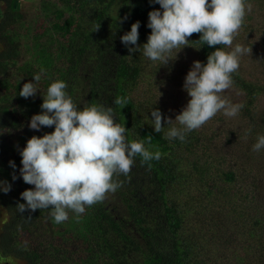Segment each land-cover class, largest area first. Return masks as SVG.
<instances>
[{"label":"trees","instance_id":"16d2710c","mask_svg":"<svg viewBox=\"0 0 264 264\" xmlns=\"http://www.w3.org/2000/svg\"><path fill=\"white\" fill-rule=\"evenodd\" d=\"M159 7L149 0H0V180L11 184L10 191L0 192V264H264V196L255 205L256 191L241 183V170L255 175L254 168H263L257 161L264 163V150L254 152L252 145L257 134H264V103L255 104L264 96V70L254 81L244 78L240 68L233 73L232 87L243 100H231L243 108L236 124L233 117L217 116L225 124L233 122L220 134L227 145L232 142L229 150L213 152L215 136L203 132L205 126L187 133L184 141L165 139L172 125L156 133L147 119L152 108L160 109L162 126L164 116L172 118L154 99L160 82L142 88L149 77H160L154 66L158 61L129 53L120 40L139 20L142 48L151 32L148 13ZM250 18L245 16L243 27ZM200 35L188 39L206 63L219 46H202ZM149 66L154 71L148 72ZM41 67L46 70L38 84L42 94L62 79L79 107L112 106L128 141L143 140L149 151L160 153L149 161L138 154L127 176L114 177L122 185L116 191L119 203L103 200L79 216L70 211L61 224L54 223L49 210L22 214L16 206L24 203L20 193L33 187L19 176L20 149L32 135L54 130L28 127L31 116L41 111L40 91L27 99L19 95ZM83 79L90 85L86 97Z\"/></svg>","mask_w":264,"mask_h":264},{"label":"clouds","instance_id":"9594fccd","mask_svg":"<svg viewBox=\"0 0 264 264\" xmlns=\"http://www.w3.org/2000/svg\"><path fill=\"white\" fill-rule=\"evenodd\" d=\"M149 3L160 7L148 13L146 26L151 32L142 48L137 43L139 20L120 37L129 53L142 52L161 66L174 60L184 46H192L188 37L193 33L201 34L202 46L205 43L209 47L219 46L208 54L206 63L193 61L182 85L190 99L174 120L164 116L162 126L160 109H151V119L148 116L147 119L153 131L160 133L165 125H172L164 132L165 139L184 141L187 133L199 129L217 113L237 116L243 104L232 102L223 93L232 87L233 73L239 69L242 56L251 53V48L245 45L233 46L245 16L252 10L249 0H149ZM173 50L175 57L171 55ZM45 71L41 67L32 76L33 81L23 83L19 95L25 99L34 97L40 91L38 84ZM67 87L66 81L56 79L45 93L40 91L41 111L31 116L28 127L39 131L54 126V130L32 135L19 151L22 165L19 176L33 187L20 193L24 203L18 202L17 210L22 214L49 210L56 224L68 220L70 211L79 216L86 207L103 201L108 193H115L122 185L114 177L127 176L138 154L144 161L160 158V153L149 151L143 140H127V128L115 121L112 106L93 103L79 107ZM262 150L264 134H257L252 151ZM8 163L16 169L13 160ZM16 179L14 171L12 180ZM10 189V183L0 180V192L7 193Z\"/></svg>","mask_w":264,"mask_h":264},{"label":"rangeland","instance_id":"374dc122","mask_svg":"<svg viewBox=\"0 0 264 264\" xmlns=\"http://www.w3.org/2000/svg\"><path fill=\"white\" fill-rule=\"evenodd\" d=\"M21 1V0H19ZM27 3L26 6L23 8L27 10ZM252 10L247 13L251 16L250 19L246 20V26L238 30V33L235 35L233 40V46L235 44L239 43L242 45L247 46L248 48H251V53L246 54L242 56L240 60V69H241V75L246 78L247 80L254 81V79H261L262 75L261 72L264 70V67L261 66L264 64V3L260 4L258 2H255L251 4ZM30 16V15H29ZM243 27V28H242ZM22 51H26L24 48ZM27 56L25 59H27ZM176 50H173L171 55L175 57ZM194 60H200L199 54L193 48L192 46H184L178 53L174 60H169L167 64L161 65L160 62L157 64H154L156 72L159 73L160 77H157L156 75L149 77L150 81L145 82L143 85V91L146 90L144 87L147 85V83H154L156 79L160 82L161 92L158 93L154 99H156L157 103L162 104L163 109H168L171 119H175V116L181 111V109L187 104L188 97L187 92L183 89L182 85L184 83V78L189 71L192 63ZM85 69H82L81 71H84ZM146 70L150 72L151 70L154 71V68L147 67ZM86 72V71H85ZM80 86L83 87L84 94H89V81L83 79L81 81ZM109 92V90L107 91ZM223 95H226L230 99L234 100H243V95L234 87H231L230 89L226 90ZM83 102V101H82ZM85 103V101H84ZM264 103V96H260L258 100L255 102L256 108ZM85 105V104H84ZM83 107V105H81ZM33 112L36 113L35 109H33ZM219 114L217 113L212 119L207 121L203 126H205L202 130L203 132H208V136L211 134H214L213 140V146L217 147L213 150V152H217L218 150H229L231 148V143L228 145L225 142V138H222L220 134H223V131H221V128L226 129V126L229 124H232L233 122H236V117H233L232 121H226V124L224 121L217 118ZM232 118V117H229ZM175 122V121H173ZM225 124V126H224ZM202 127V126H201ZM210 146V145H209ZM235 148V146H232ZM218 155V153H217ZM259 166H263V168H260V171L256 168L252 172H255V175L253 174H247L241 170V183L243 187L246 190H255L257 195L256 200L253 201V203L257 206L259 203H262V196H264V163H259V160L257 161ZM241 167L239 164L237 166V170ZM115 193H108L104 199L106 203L114 205L115 203H119V200ZM261 198L259 199V197ZM252 205V203H251ZM253 206V205H252ZM248 210L252 211L254 210L250 205L248 207ZM261 215V214H260ZM258 217V215L256 214ZM263 216V215H262ZM249 219V217H247ZM247 220V219H246ZM248 221V220H247ZM263 222V221H262ZM250 224V222L248 221ZM262 225H258L260 227ZM62 227V226H59ZM264 230V225H263ZM260 231V230H259ZM264 241V234L263 238H261ZM241 242V238L238 239V243Z\"/></svg>","mask_w":264,"mask_h":264},{"label":"water","instance_id":"95a60500","mask_svg":"<svg viewBox=\"0 0 264 264\" xmlns=\"http://www.w3.org/2000/svg\"><path fill=\"white\" fill-rule=\"evenodd\" d=\"M16 3H17V1H15V6H16Z\"/></svg>","mask_w":264,"mask_h":264}]
</instances>
